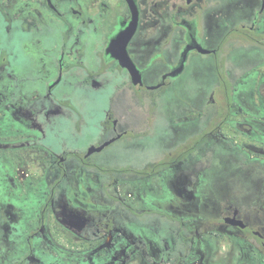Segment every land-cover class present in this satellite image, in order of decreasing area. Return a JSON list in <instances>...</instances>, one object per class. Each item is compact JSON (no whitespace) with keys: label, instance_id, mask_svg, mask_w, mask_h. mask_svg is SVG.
<instances>
[{"label":"flooded vegetation","instance_id":"af4514ba","mask_svg":"<svg viewBox=\"0 0 264 264\" xmlns=\"http://www.w3.org/2000/svg\"><path fill=\"white\" fill-rule=\"evenodd\" d=\"M0 264H264V0H0Z\"/></svg>","mask_w":264,"mask_h":264},{"label":"rangeland","instance_id":"374dc122","mask_svg":"<svg viewBox=\"0 0 264 264\" xmlns=\"http://www.w3.org/2000/svg\"><path fill=\"white\" fill-rule=\"evenodd\" d=\"M98 103H101V101L98 100ZM98 103L95 102L94 100H92L91 98L89 97H85L84 100H83V106H84V109L85 111H87V113L89 114H94V115H98V111L97 108H98Z\"/></svg>","mask_w":264,"mask_h":264}]
</instances>
